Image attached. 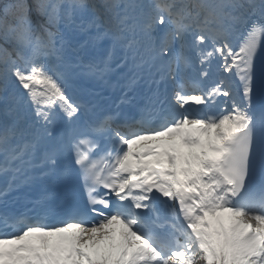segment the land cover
<instances>
[{
	"label": "snow or ice",
	"instance_id": "snow-or-ice-1",
	"mask_svg": "<svg viewBox=\"0 0 264 264\" xmlns=\"http://www.w3.org/2000/svg\"><path fill=\"white\" fill-rule=\"evenodd\" d=\"M261 54L264 0H0V264H264Z\"/></svg>",
	"mask_w": 264,
	"mask_h": 264
}]
</instances>
